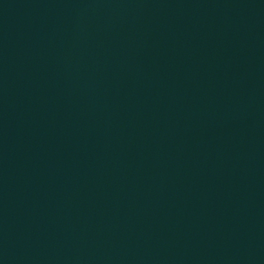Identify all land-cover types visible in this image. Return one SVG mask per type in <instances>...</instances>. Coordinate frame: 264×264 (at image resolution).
<instances>
[{"label":"water","instance_id":"1","mask_svg":"<svg viewBox=\"0 0 264 264\" xmlns=\"http://www.w3.org/2000/svg\"><path fill=\"white\" fill-rule=\"evenodd\" d=\"M0 264H264L256 0H0Z\"/></svg>","mask_w":264,"mask_h":264}]
</instances>
